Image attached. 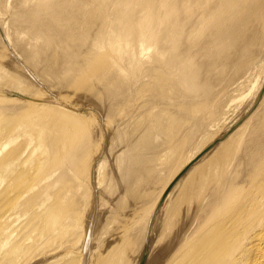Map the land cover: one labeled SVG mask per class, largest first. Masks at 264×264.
Masks as SVG:
<instances>
[{
	"label": "bare ground",
	"instance_id": "6f19581e",
	"mask_svg": "<svg viewBox=\"0 0 264 264\" xmlns=\"http://www.w3.org/2000/svg\"><path fill=\"white\" fill-rule=\"evenodd\" d=\"M11 1L13 0H0V7L2 9L3 7L9 8L10 6H12ZM15 1L17 2V0ZM18 1L20 3L25 2L24 4H22L24 6L35 1L34 3L35 6L33 8L31 7V5L29 6L34 13L40 15L41 17L45 16L46 10L54 9L53 6L50 4L51 3L50 0H33V1L18 0ZM102 1L106 4H110L106 6L107 11L105 15L106 18L108 19L110 18V26L116 28L114 31L110 30L111 40L110 42L108 39L107 40L109 42L112 51L118 57L117 59H119V61L122 62L120 64L115 63L114 66L116 68H119L118 70H120V74H119L120 78H122V76L127 77L129 73L133 74L134 75L133 79H135L134 81H136V79L138 78L136 84H140L141 82L143 83L138 87L137 93L142 94L144 97L148 96L151 100L150 102L152 103L153 101L154 105L151 104L150 102L146 103L147 99L149 100V98H147L145 101V98L142 97L145 103L151 104L150 106H155V108L158 107L157 109L161 107L159 111H155L157 109H155L154 107L152 108L153 111L152 110L149 111L148 114L150 116V119L148 118L149 119L148 123H146L147 126H145L147 128L146 132H144L145 127L141 128L144 133L151 131L154 132L153 133L154 136L156 137L158 136V138L162 137V139H160L161 141L158 140L160 144L159 142H156V137H153V139L155 138V140L153 141L154 143L156 142V144L158 143L157 144L158 147L155 144V146L152 147L153 149L149 148L151 150H148V152L149 151L153 152L154 150L156 152V150H158L159 153L156 152L157 153L156 154L154 152L155 153L154 156L152 154L153 157L152 158L149 157V158L150 159L154 158L153 161L157 158V160L155 161H158L157 167L159 168V165L163 166L164 163L170 162L171 159L173 158L170 157L173 156L170 154L174 153L176 149V144L175 146L170 147V142H173L172 144H174V141H176L177 143V140H179L180 132L183 133L185 131V135H183L185 136V139H183L184 137L182 136V134L180 136V140H182V142L183 140L184 142L189 141L188 139H190L191 137L195 138V136L198 134L200 129L203 128V127L200 128V124L204 122L208 124L207 118L209 115L212 116L211 114L212 111L210 110L211 108L213 109V114L215 113L217 114V112L219 113L220 111L218 110L222 109L225 105L226 108H229L231 104L235 101L234 98L239 95L240 89L242 87H245L247 83L250 84L248 82L249 77L251 75L249 69H251L252 67L250 65L251 62L249 58L253 61L255 59L253 57H256L255 53L259 49H261L264 45V41L262 39L263 37L262 34L264 29V0H102ZM113 6H116L114 10H113ZM3 22L5 21H2V23ZM44 22H45L44 24L45 29H47L50 32L52 37L55 40L62 42V39L60 38L61 33L57 25L50 18H45ZM4 25H5L4 27L5 29L8 28L6 27L5 23ZM11 27H12V31L10 33L21 35L17 29L16 24L14 23L11 24ZM107 28L108 27H106V29ZM8 29H10V25ZM26 35H24V37ZM25 39L26 41L25 40L24 41L32 46L34 57H37L40 53L43 52V48L42 46H40L42 37L30 36L29 38L28 35ZM102 43L103 41L101 39V43L97 44L96 47L97 48L102 47ZM91 46L93 45H89V47ZM103 47H105V45H103ZM99 50L100 52L103 51L102 48H100ZM58 52L61 55L60 62L66 64L64 65L66 71L74 72V69L71 67V64L73 63V60L71 58L72 56L67 52L65 47L64 48L58 47ZM152 55H154L155 57H151ZM146 58L147 59L156 58V60L152 63V67H145L144 64H140V62ZM255 61L253 62L255 63ZM150 62L151 61H149V63ZM2 70L3 69L0 66V72ZM143 73H145V75L142 77ZM156 74H160V75L158 76ZM92 76L91 77L87 76L88 77V78L86 77L87 80L88 81L91 80L90 78H93ZM101 76L107 77L105 74L104 75L102 74ZM106 82H107L106 79L102 80V83H104V85L106 86L105 87L106 90L110 91V88ZM82 85L84 84L82 83ZM126 86L129 88L130 91H133L132 85L126 84ZM0 90H3V87ZM259 93L257 99H259L258 98L260 96ZM20 95L23 96L24 98H27L26 97L27 94L25 92ZM21 96L17 95L15 98L7 99L5 98V95L1 94L0 91V113L9 112L16 114V116L18 117V119H16L13 123H5L0 130V189L3 187L2 186L3 184L4 185L6 184V187L5 188L3 187L4 189H2V191L0 190L1 191L0 199H2L0 201V264H20V262L26 263L30 260V257L31 255H33V253L34 254L37 253L36 250H38V253L40 254L37 253V255L35 254L34 257L40 256L42 253L39 251L40 250L42 251L43 247H45L44 249L48 248L50 254H52L50 256V259L55 258V260L52 263H48V264L58 263L60 262L59 261L60 259L64 260L63 259L64 257L66 258L68 257L67 259L65 258L67 262L65 261L64 264L67 263L77 264L78 262L80 263V260H85V262L90 261V259L88 258H90L92 252L90 250V245L93 241L92 238L93 232L96 233L97 231L96 230L91 232L90 230L91 227L89 228V230L90 233H92L91 234L92 236L88 237V243L85 246V254L80 255L79 260L78 257L77 258L70 257L71 254L67 253L69 252L68 250L70 249H67L66 250L67 252L64 249H62L63 251H61L60 249V252H58L59 251L58 249L62 248L63 245H64L63 247H65L66 246L65 243L67 244L68 238H70L78 230L81 209L85 208L84 206L86 202L88 203L87 200H90L92 195L94 196L97 193L101 194L102 191L101 187L104 186L103 191H105L104 189H108V186H106L104 182L105 183L110 182L111 178L109 177L110 179L108 178L109 180L106 179V181L102 178L103 168H104L103 165L106 162L104 159L97 160L98 162H96L95 160L91 162V165L87 166V160L86 161L82 160V157L86 155L87 148L89 147V144L87 143V139L80 142L78 136H76L75 134L69 131L70 129L67 123L64 122L62 125H59L58 120L55 121L54 120L55 117H54L53 121L55 124L58 125L57 129L55 130H52V128L50 130L47 129V126L45 125V119L41 116V113H45L46 111L43 112L41 111L48 109L58 110V108H62L61 104L58 103L60 102V100H57L56 98H50V100H48V99H44L43 95H40L38 96L39 98H34L33 100L28 98L29 100L23 101L22 103H20V106L18 104H14L12 108H8L11 106L10 104L11 102L14 103L13 101H15L17 97L22 98ZM142 100L140 99L141 101L140 103L144 102ZM4 101H7V103H4ZM55 101L58 103L57 105L54 104ZM62 104L68 105L64 101H62ZM143 107H145V104ZM143 107L142 106L140 108L138 107V109H143ZM146 107L144 109L148 112L147 110L148 108ZM114 108L115 109L113 111L109 112V110H107L106 112L110 113V115H112L114 112V115L117 116L118 114V116L121 117L122 116L121 114L123 113V109H121L117 105ZM149 108L151 109V107ZM208 110H210V114L207 113L209 115L207 116L201 115L204 112L206 114ZM223 110L224 109H222V111ZM160 111L162 113V116L159 115L161 114ZM59 112L60 113L58 114H60L61 116L69 117L71 115L65 110H60ZM139 112L141 113L143 112V110ZM156 112L158 115L156 114ZM219 114L216 116L220 117ZM199 115L203 117L205 116L206 118L204 117L205 119L202 121ZM123 116L126 117L125 115ZM246 116H245L246 119L245 122L243 123V125H241V127L243 126V128L240 127H239L240 129L236 128L238 132H236L237 130L235 131L234 129L233 131H235V133L234 132L232 133L234 134L233 138H232V134L230 138H226L230 141V144H228L229 143L228 140H227L228 141L227 144L223 142L226 140H222V142L219 141L222 145L226 144V146H229L230 148H227L228 150L226 151V149L224 150V148H221L224 146H219V148L217 146L218 149H216L217 150L216 152L217 154L219 153L218 154L219 156L221 155L220 154L221 150L220 151L218 150L223 149L222 154L223 153L224 154L222 155V157L220 156L222 159L220 157L219 159H217L219 161L221 159L222 163L221 161L218 163V161L215 160L212 163L214 164L215 162H217L218 168H221L222 165L227 167L225 170L226 175L228 174L227 169H229V167L234 168L235 170L236 167L238 168V166L239 167L243 166V165L235 166L241 163L243 159L242 157L245 156V152L244 151H243L244 153L241 152L242 150H245L247 153H250L248 155L246 154L247 155L246 157L248 158L247 159L245 158L246 160L245 162H247L248 164H250V161L253 159L254 161L257 160L259 162L258 158L260 159V157L262 158V156L264 155V92L261 93V97L259 100H257V104H255L252 111L248 113V115ZM138 117H139L138 119L140 120V115ZM135 118H137V116ZM125 119L119 121H122L123 124H125V126L126 125L129 126L128 124L131 125V123H129L130 120L128 121L129 117L128 119L126 120ZM183 120L186 121L184 122ZM214 121L216 120H213V122ZM137 122L139 123L138 120ZM137 122H135L136 127L138 124ZM182 122L186 123L187 125L191 123L192 124L190 125L191 128L188 127L184 129L183 128L184 126L183 127L181 126V124H183ZM121 123L119 125H122ZM210 123L208 124L209 127H210ZM1 124L2 123L0 122V127ZM75 126H77V124ZM178 127H182L184 129L183 130L181 128L182 130L180 129L181 131H179V134L177 133L179 130ZM134 129L135 128L133 127V131H135ZM141 129L139 128L137 130L139 131ZM115 130H116L115 132L120 135V133L117 132L120 131V126H117ZM143 132H141V134H143ZM133 133L134 132H132V134ZM175 133H177L178 136H176L177 134ZM119 135L115 134V136L120 137ZM118 137L115 139L120 140V138ZM176 137H178L177 140ZM231 138H232V142L230 140ZM180 140L178 142H180ZM168 144L169 146L166 147L167 149L166 150L164 147ZM183 145L184 144L179 145V148L182 147ZM205 146L206 145H204V147ZM214 146H216V144ZM212 148L211 150L213 151ZM211 150H209V152L212 154L213 152ZM61 151L65 154H61ZM146 151L145 153L143 152V154H145V156L146 155L148 156V153ZM216 152L214 147V153L212 155L215 156L214 154ZM241 153L244 155H242ZM123 155H124V150L118 154L116 153L114 155L115 157H113L115 162L119 166V171L122 172L125 169L124 173L121 175V178L125 180L129 178L132 180L131 177L135 175L136 178L133 177L134 180L138 179L139 174L142 172L138 173L140 169L138 170L137 167L134 169L130 167L125 168V160H124L125 156L121 158V156ZM175 155H177L176 157L178 158L177 160H181L179 159L181 157L179 156L180 153ZM257 156L258 158L255 159L254 157ZM205 157L207 158L208 156ZM149 158H147V161H145L146 169L148 167L147 162L150 160ZM209 159L210 161L213 160L211 158ZM202 160L204 161V159ZM263 161L264 160H262L261 162L260 160L261 165H258L259 167L256 165L257 163L255 164L254 162L255 164L254 165L251 161V165L257 166V168L253 166L252 172L250 171L252 167L251 168L249 167L250 170L248 169V171H250V175L249 174L248 175L250 176L251 181L250 179L247 178L248 175L247 177L245 176L246 173L248 172L247 169L243 166L246 169V172L245 175L243 174V172L241 175H244L245 178L249 180V182L247 180H246L247 182L246 181L244 182L247 183L246 191L247 190L250 191H248L249 193L247 194L246 191L245 192L243 191L245 189H243L242 190L244 195L243 198L241 197L242 193H240V195L238 193V196L241 197V200H239L240 197H238L239 201L237 199H236L237 201H235L234 196L236 195L232 194L233 197L231 195V198H233L235 202H232L231 204V200L228 201L227 196L228 194H231V192L229 190L230 193L228 192L227 194L226 189L230 187L231 183L228 184L229 187H225V189L224 186L221 184L223 191L221 190V193L214 195L216 198L214 197L213 199L215 200L211 199L213 196L208 197V195L205 193L207 195L205 197L206 199L202 198V201L203 199L205 201L211 197L207 203H203L204 201L201 203L202 206L206 204L205 209L203 206L202 207L203 211L201 210L202 212H205V216L207 215L206 214L207 206L212 205L213 203L212 201L218 203L216 205L217 208H215L214 206L215 204L213 203L214 204L213 211L209 210L211 213L207 210L208 213H210L209 214L210 216H206V217L212 219L211 220L212 226L210 227L209 224L208 225L209 228H206V230H204L202 229V227H205V223L207 222V220L204 219L203 220L204 223H203L202 215L200 219L199 216L200 214L197 216H193L194 218L191 216L192 218L190 219L192 220L194 219V221L191 223L192 224L191 225L190 224L191 220L189 221L187 220L189 222L190 228H188L189 230L188 229L186 230V234L184 233L185 235L183 234L184 237L181 236V238L183 237L184 240H187V242L184 241L183 238L182 240L184 242L182 240H179V243L180 241L184 243L183 244L184 246L182 245V243L180 245H182L183 249H185L186 251L182 252L178 256V258L176 257L177 259L174 258V261L171 262L172 264L174 262L175 264H180V263L182 264H264V171H261L260 169V166L264 167V164H262ZM181 162L183 163L185 162V164L176 163L177 165H182L181 167L175 164L176 169L178 167L181 168V169L179 168L178 170H175V168L171 164L172 170H175V175L174 176L172 175V178L177 177L176 171L184 169L183 165L188 166L189 165L188 162L191 161L186 162V160L183 161L181 160ZM201 165L202 164L199 165L200 168L199 166L197 168L196 165L195 167L197 169H193L192 167L191 169L189 167L188 170L191 169L194 170L195 172L190 170L192 172L190 173L187 170L185 174L189 172V174L191 175L193 173H196L198 169L202 171L203 165L202 166ZM164 166L167 167V164ZM168 166H170V164ZM212 166H213L212 164L211 166H209L210 169ZM170 167L167 168L170 169ZM150 168L151 167H148L149 171L151 170ZM205 168L206 167L203 168L204 169L203 171L208 169ZM212 168L214 169V167ZM244 168L241 167L239 169L244 170ZM254 168L259 169L260 172L258 170H254ZM155 170H157V168ZM159 170L158 172H161ZM165 170L167 169H164L163 171ZM220 170L216 169L215 172L222 175V172L224 170L221 171V173H219ZM234 170L232 169L233 172ZM153 171L151 173H153ZM232 171L229 172L231 173ZM236 172L238 173V169ZM240 172L241 171H239V173ZM190 175L188 176L190 177ZM205 175L207 174L205 173ZM209 175L210 177H212L211 174H208V177ZM223 175H224L223 177L227 178L224 172ZM188 176H185V178L186 177L188 178ZM193 177L194 176H192V178ZM218 177L220 179V175H218ZM140 178L141 177H139V179ZM199 178L201 179V177ZM232 178H234V180L236 181L235 177ZM173 179L169 178V182H168V178H167L166 179L167 181L165 183L170 184V181H172ZM208 179L206 180L204 179L205 183L208 182ZM238 179L237 181L239 182ZM242 179L243 176L240 179L241 180L240 184H242V187L243 186L245 187V185L242 182L243 181ZM211 180H214L213 183L211 182L212 184H215V182L218 183L215 184V187L216 185L219 186V184L223 182L221 180H219L221 182H218L217 179L216 181L215 177L214 179ZM6 181L7 183H5ZM135 182H137V180ZM182 182H184V179L182 180ZM185 182H190V179L188 181L185 180ZM191 182L193 181L191 180ZM113 183L115 182L113 181ZM179 183H181V181ZM179 183L177 182V184ZM197 183L200 182L197 181ZM205 183L202 182V184L200 185H203ZM248 183L251 184L250 187L252 188L249 189L247 188ZM89 185H92V190L93 191L95 190L94 191L95 194L92 191L91 193L88 192V189L90 190ZM224 185H226V183ZM115 186L116 184L113 186L114 187L113 189H115ZM218 186L217 188L219 190H216L217 188L213 186L215 190L211 189V191L213 190L215 192L212 191L210 193L213 194L218 193L220 191V186L219 187ZM170 187H171L170 185L169 187L167 186L163 187V193H165L164 190ZM183 187L180 186V188ZM187 187L185 189H188ZM200 187L196 189H200ZM235 187L236 186H234V188L232 187V189L234 190ZM110 188L112 189V187ZM113 189L112 191L114 192L115 190ZM232 189L231 191H233ZM238 189L239 190H237L236 188L237 191L242 192L240 188ZM18 190H20V192ZM161 190L159 192H162ZM181 192L182 190L180 191V193ZM222 192L224 193V195L226 193V198L224 200L221 199L224 197ZM174 193L172 194L170 191V193L168 192L167 194L169 195L172 194L173 196H176L175 194H177L178 191L175 194ZM220 194L223 197L219 198L216 196V195L221 196ZM245 194L247 195L245 196ZM182 195L184 197V194ZM102 196L103 195H101V197ZM167 196L166 198H164V200L165 199L173 200L172 201L173 204H171L172 206L168 208L166 207L167 209H165V207L163 206L166 204L165 201L162 202L163 204L160 203V205L162 204V206L164 207L163 209L164 211L165 210L168 211L169 216L167 217V219L169 222H171L172 220H174V216L178 215L181 212V211L179 212L180 209L178 208L181 206H179V204L178 206H176L177 203L174 199H172V196H169V198ZM181 196L180 198H182ZM189 196L192 197L191 194ZM189 196L187 197L189 198ZM161 197L162 195L159 196V198ZM96 198H98V195ZM159 198L158 199L156 198L155 200L156 201L160 200ZM180 198L179 200L178 198L175 199L178 201H182L181 205H183L184 200H181ZM217 198L218 200L220 199L219 202L216 201ZM52 199L54 200L53 201L54 204L47 205L48 203H50L49 201ZM93 199L94 197H92V200ZM155 200L154 202H152L151 206L156 204ZM242 200L243 203L241 202ZM209 201H211V204H209L210 203ZM195 202L197 203L196 200ZM134 205H136V203ZM154 208L156 207L153 206L152 209ZM208 209H210V207H208ZM136 210L138 211V209ZM136 210L135 213L137 212ZM184 210H182V212ZM186 211L188 210H185V212ZM151 213L153 214L156 212L153 210ZM162 214L163 213H161L160 215L162 216ZM165 214L167 215V212H165ZM193 214H194V210H193ZM29 215L30 218L28 217ZM188 215L186 216L187 218ZM176 217L177 216H175V218ZM195 217L197 218L195 219ZM27 218H29L28 221ZM154 218L158 219L159 217L158 218L154 217ZM160 219L158 220L160 221ZM186 219L183 221V223L186 221ZM199 219L201 220V223L199 222ZM139 221L141 222V224ZM137 222L139 223V225L137 224L135 225L134 223V226L132 227V230L130 232L131 234L134 233L133 229L136 228L137 230L138 226L141 228V231H143L148 224L147 220L143 223L142 216L140 219H138ZM92 223H93L92 225L93 227L94 219ZM155 223L156 222H153V224ZM199 223L201 225L203 224L204 225L200 226ZM195 224L196 225L198 224V228L202 229L201 231L200 229H198L200 232L194 229L197 226H194L193 228L194 230L191 229L192 226ZM192 230L193 232H191ZM15 234L17 238L15 237ZM193 234L198 235V237H196L198 240L193 239L194 237ZM72 239L73 240L69 239V241L73 242L74 240H77L75 238ZM190 239L192 240V242L193 241L195 242L196 240L198 243L197 244L193 243V245L195 244V246L193 247L192 244L191 246H188V244L186 243H189ZM56 241L61 242V244L57 242V244H59L60 246H55L54 243L50 245L52 242H56ZM72 242L69 243L71 244ZM75 242L76 241H74L72 244H74ZM47 244L50 245V248L48 247ZM114 244L116 245V243ZM53 245L54 247H56V249H52L54 248L51 247ZM68 245L69 244H67L66 247H71ZM77 245L78 242H76L74 246L75 248L74 250L80 252L81 250L80 248H79L80 250L76 249ZM186 245L187 248H189V250L187 248H184ZM114 247L115 246H113L112 248L111 246V248L113 249V253L115 251L117 252L119 248L118 247L115 250L116 247L115 248ZM48 249L47 251L46 250L45 251L49 252ZM71 250H73V247L71 248ZM45 251L43 253H45ZM119 252L120 251H118L117 253L119 254ZM116 256L118 255L116 254ZM111 258H113L114 260L115 257L112 256ZM115 261L117 263L118 259L114 260V262ZM87 263L89 262H86V264ZM34 264H40V262H35Z\"/></svg>",
	"mask_w": 264,
	"mask_h": 264
},
{
	"label": "rangeland",
	"instance_id": "374dc122",
	"mask_svg": "<svg viewBox=\"0 0 264 264\" xmlns=\"http://www.w3.org/2000/svg\"><path fill=\"white\" fill-rule=\"evenodd\" d=\"M32 1H30V2H32ZM50 1H51L50 4L53 6L54 9L46 10L45 16H43V17L34 13L32 11V9L30 8L29 5H31L32 8L35 6L34 5L35 1L24 6L22 4H24L25 2L20 3L18 0H17V2L15 0H13V1H11L12 6H10L9 8L3 7V9H2L0 7L1 12L3 11L2 14L0 12V66L3 69L2 70L3 72L2 71L0 72V89H2V87H3V90H0L1 94L5 95V98H7V99L15 98L17 95L21 96L20 94H22L24 92L27 94V96H26L27 98H24L23 96H21L22 98L17 97L16 100L13 101L14 103H12V102L10 103L11 106L8 108H12L14 104H18L20 106V103H22L23 101H28L29 100L28 98L33 100L34 98H39L38 96H40V95H43L44 99L50 100V98H56L57 100H60V102H58V103L61 104L63 109L58 108V110L59 111L65 110L66 112L70 113L71 115L69 117L68 116H61L60 114H58L60 112L57 109L42 110L41 112L46 111L45 113H41V116L45 119V125L47 126V129L48 130H50L51 128H52V130L57 129L58 125L54 123V121H53L54 117H55V119H54L55 121L58 120L59 125H62L64 122L67 123V125L70 129L69 131L72 132L73 134H75L76 136H78V138L80 139V142L87 139V143L89 144V147L87 148L86 155H84L82 157V160L83 161L87 160V166H89V165H91L92 161L96 160V162H98L97 160L104 159L106 163L103 165L104 168H103L102 178L105 181H106V179L109 180L111 178V180H110L111 184H110V182H106L107 184L109 183L107 185L104 182V184L106 186H108V189H104L105 191H103L104 186L101 187V189H102V191L100 189L101 194H98V193L95 194L94 193L95 190L94 191L92 190V185H89L90 190L88 189V192L91 193V191H92L95 195L94 196L92 195L91 199L89 197L90 200H87L88 203L86 202V204L84 206L85 208L81 209V213H80V217H79L78 230L74 233V234H76V233L77 234L76 235L73 234L72 235L73 237L71 235H70L71 237L68 236L70 238H68L67 244H69L68 246H71V247H66L67 244L65 243L66 249H65V247H63L64 246L63 245L62 248L58 249L59 250L58 252H60V249H61V251H63L62 249H64L65 251L67 249H70V250H68L69 252L66 251L67 253L71 254L70 257H72V258L78 257V260H79L80 255L85 254V246L88 243V237L92 236L91 235L92 233H90V230H91V232L97 230L96 233L93 232V237H92L93 241L90 245V250L92 252H91L90 258H88V259H90V261H86V262H89L87 264H117V263L118 264H170L172 261H174V258H176V257L178 258V256L182 252L186 251L185 249H183V246H184L183 242L184 241L187 242V240H184L183 237L186 234V230L188 228H190L188 221L191 220L190 224L194 221V219L192 220L190 218L200 214L199 215L200 219H201V215H202V222L204 219L207 220V222L205 223V227H202V229L206 230V228H209V226L210 227L212 226V223H211L212 219L211 218L209 219V217L207 218L206 216H210L209 214L211 212L209 210L213 211L214 206H215V208H217L216 205L218 203H216L215 201H212L215 205L212 203V205L207 206L206 209L210 213H208V211L206 210L207 215L205 216V212H202L203 211L202 207L204 206V209H205L206 204H204L202 206L201 203L204 201V199L202 201V198H205L208 195V197L213 196L212 198L211 197L210 198L212 200H215V199H213L215 197L214 195L221 193V190L223 191L222 185L224 186V189H225V187H229L228 184H230V183H231V185H234L236 187L233 190L232 187L234 188V186L230 185V187L226 189L227 194H228L229 190L231 192V194H228V196H230V197L227 196L228 201L231 200V204H232V202L237 201L238 197H240V196H238V193H239V195H240V193H242L241 197L243 198V196H244L243 191L244 192L246 191V185H247L246 182L247 181L249 182L248 179H250V176H249L250 171L251 172L253 171V166L256 163H257L256 164L257 166L261 165L260 163L262 162V160H264L263 159L264 155L263 156L261 155L262 158L260 157V159L258 158V156L254 157L255 159L258 158L259 162L257 160L254 161V159H253L251 161L253 164L255 162V164L251 165V161H250V164H248L247 162H245L246 161L245 158L247 159L248 157H246V156L250 153H247L245 150H242L241 152H243V151L245 152V156L242 157L244 160L242 159V162L235 165V166L243 165L247 169L248 173H246V175H245L246 169L243 166H241V167L244 168V170L243 169L240 170L239 168H241V167H239V166H238V168L236 167L238 169V173L236 172L237 171L236 168L234 170V168L229 167V169H227L228 170L227 171L228 176H227L226 171H225L227 167L222 165V167L224 166L223 168L222 167L218 168V163L220 161L222 163L221 157L224 154V153L222 154L223 149L218 150V151L221 150L220 151L221 157L218 155L219 153L217 154V152H216L217 151L216 149H218L219 146H224L221 148H224V150L226 149V151L228 150L227 148H230L229 146H226L227 142L229 141L228 139H224L226 141H223V142L226 144H223V145L219 141L221 139H223L229 132L232 131L230 133V135H228L227 138H230L231 134L233 132L235 133V131L237 129L243 128V126L241 127V125H243V123L246 120L245 116L248 115V113H250L252 111L255 104H257V100L260 99L261 93L264 92L263 91V89H264V45L261 49H259L255 53L256 57H253V58H255L253 61H255L257 58L255 63L249 58L250 62L251 63L253 62L252 64H254V65H252L249 62L251 67H252V68L250 67L251 69H249L251 75L249 77L248 82L250 84L247 83V85H245V87L247 86L246 88L242 87L241 88L242 90L240 89L239 95L234 98L235 101L231 104V106L229 108H226L225 107L226 105L224 106V104H223L224 107L222 109H224V110L223 111H222V109L218 110L223 115L220 112H219L220 114L218 112H217V114L216 113L213 114L212 108L210 109L212 111V113H211L212 116L209 115L210 110H208L209 112L207 111L206 114H205V112L202 113L201 115H205V116L209 115L207 118V122L209 124L212 121L210 123V127L208 126V124L206 122L202 123L203 125L200 124V128L201 127H203V128L200 129V131L195 136V138L191 137L190 139H188L189 141H186V142H184V140H183L184 143L182 142V140H180V136H181V134H182V136L185 135V131L184 132L182 131L183 133L180 132V134H179V131H181L183 128L186 129V128L190 127V125H192V124L189 123L187 125L186 123L182 122L184 125L181 124V126L182 127L184 126V127L183 128L178 127L179 130L177 133L180 135L179 136L180 142H178L179 141V140H177L178 137H176L178 144L176 143V141H174V144H172L173 142H170V147H173L176 144L175 151L180 150L181 152L180 151H177V152L174 151V153L170 154V155H173V156H170L171 158L173 157L171 159V161L173 163L169 160L171 163L166 162L163 164V166L167 164V167H170L172 164V166L175 168V166L177 164L183 163V162H181V160L182 161L186 160V162L187 161H191V162H188L189 163L188 166L183 165L184 169L176 171V173L179 175L176 174L177 177H173L174 178L173 179L172 175L173 176L175 175V170H178L182 165H177L180 167H178L177 169L175 168V170H172V166L169 169L165 166L163 167V166L159 165V168H158L157 167L158 161H155V160H157V158L154 161H153L154 158L150 159L154 156V154L156 152L159 153L158 150H156V152H155V150L153 152L152 151L148 152V150H151L149 148H152L153 146H155L156 142H159V141H161L160 139H162V137L158 138V136L157 137L154 136L153 135L154 132L150 131V132L144 133V132H146V129H147L145 127V126H147L146 123H148V120L150 119V116L148 113L151 110L153 111V109H152L153 107L155 108V106H150L151 104H153V101L151 103L150 102L151 100L148 96L145 95L146 97H144L142 94L137 93L138 87L143 84L142 82L140 84H136L138 78L136 79V81H134L135 80V79H133L134 75L129 73L127 77L122 76V78H124V79H122L119 76V74H120V70H118L119 68L114 67L115 63L120 64L122 62H120L119 59H117L118 57L115 55V53L112 51V49L109 45V42L111 40V38H110L111 31L110 30L114 31L116 29L115 27L113 28V26H110V18L109 19L106 18V15H105L106 11H107L106 6L110 5V4H106L102 0H50ZM115 7L116 6H113V10L115 9ZM45 18H50L57 25V27L61 33L60 38L62 39V42L55 40L52 37V35L50 34V32L47 29H45V27H44ZM2 21H5V22L2 23ZM4 23L6 24V27H8V28L10 25V29H8V28L5 29ZM13 23L17 25V29L21 35H18L15 33H10L12 31L11 24H13ZM106 27H108V28L106 29ZM22 34H23V36H22ZM26 34L29 35V38H30V36L31 37H36V36L42 37L40 46H42L43 52L40 53L37 57L33 56L32 46L29 43L25 42L26 41L25 38L28 36ZM24 35H26V36L24 37ZM262 35H263L262 39L264 41V29H263ZM101 39L103 41L102 47H100L103 50L102 52H100L99 47L98 48L96 47L97 44L101 43ZM107 39L109 40V42ZM89 45H93V46L89 47ZM103 45H105V47H103ZM58 47H62V48L65 47L67 52L72 56L71 58L73 60V63L71 64V67L74 69V72L73 71H66V69L64 67V65H66V64H63L62 62H60L61 55L58 52ZM151 57H155V56L152 55ZM155 60H156V58H154V59H152V58L147 59L146 58V59L142 60L140 62V64H144L145 67H152V63ZM149 61H151L150 62L151 64L149 63ZM102 65H104V66H102ZM77 70H80V71H77ZM102 74L103 75L105 74L107 77H105V76L102 77L101 76ZM144 75H145V73L142 74V77ZM156 75L159 76L160 74H156ZM87 76L88 77L92 76L93 78H90L91 80L88 81ZM104 77L107 80L106 83L109 86L110 91L106 90V88H105L106 86L104 85L105 82L102 83V80H105ZM80 79H81V81H80ZM228 82H229V80H228ZM82 83L84 85H82ZM124 83L132 85L133 91H130L129 88ZM79 85L80 86L82 85V86L80 87ZM221 90H223V89H221ZM237 93H235V94H237ZM258 93L260 94V96L258 97L259 99H257ZM142 97L145 98V101L147 98H149V100L147 99L146 103L150 102L151 104H146ZM140 99L141 100L143 99L142 101H144V102L140 103L141 102ZM56 101L54 102L55 105L58 104ZM62 101L66 102V104H68V105L62 104ZM4 103H7V101H4ZM144 104H145V107L147 106L146 108H148L147 109L148 112L144 109L145 108V107H143ZM116 105L119 106L121 109H123V113L121 114L122 116L120 115L121 117H119L118 114H117V116L114 115V112L112 115H110V113L106 112L107 110H109V112L113 111L115 109L114 107ZM141 106L143 107V109H138V107L140 108ZM149 107H151V109ZM157 108L158 107H156L155 109H157ZM160 108L161 107H159V109H157L155 111H159ZM141 110H143V112L140 113L139 111H141ZM138 113H140V114H138ZM160 113H161V111H160ZM207 113H209V114H207ZM127 114H128V116H127ZM156 114H157V112H156ZM218 114L220 115V117L216 116ZM123 115H125L126 117H124ZM139 115H140V120L138 119ZM159 115L162 116V113ZM201 115H199V116H200L201 120L203 121L206 117L204 116L205 117L204 118ZM136 116H137V118H135ZM128 117H129V119H128ZM211 117H213L214 119ZM125 118L128 119V121L130 120L129 123H131L132 126L130 124H128L129 126H127V125L125 126V124H123L122 121H119V120H123ZM16 119H18L16 114L9 113V112L0 113V122L2 123L0 130L5 123H13ZM137 120L139 121V123L137 122ZM213 120H216V121L213 122ZM135 122H137L141 126H139L137 124V127H136ZM120 123L122 125H119ZM74 124L75 125L77 124V126H75ZM211 124H212V126H211ZM133 125H135V126H133ZM117 126H120V131H117L118 133H120V135L115 132L116 131L115 129ZM185 126H187V127H185ZM133 127L135 128L134 129L135 131H133ZM138 127L140 129L145 127L144 132L142 131V129L139 130V131L143 132V134H141V132H139L137 130V129H139ZM234 129H235V131H233ZM132 132H134V133L132 134ZM137 132L140 134H138ZM236 132H238V130ZM177 133H175V134H177ZM115 134L119 135L120 137L115 136ZM178 134L176 136H178ZM233 135L234 134H232V138H233ZM117 137L120 138V140L115 139ZM153 137H156L155 143L153 141V140H155V138L153 139ZM183 137H181V138L185 139V136H183ZM232 138L230 139L231 142H232ZM174 140H175V138H174ZM132 141H134V142H132ZM59 144H61V143H59ZM157 144H156V146H157ZM159 144H160V142H159ZM181 144H184V145L179 148V145H181ZM213 144L214 145L216 144V146H214ZM228 144H230V141ZM204 145H206V146L204 147ZM167 146H169V144L166 145L164 148L166 149ZM217 146H218V148H217ZM214 147H215V152H216L214 154L215 156L212 155L214 153ZM211 148L213 149V151L211 150ZM144 149H146L147 151ZM209 149L213 152L212 154L209 152ZM123 150H124V155L121 156V158H123L125 156L124 157L125 168L130 167V168L134 169L137 167L138 170L140 169L141 171L137 170L138 173L142 172L139 174V177H141L140 179L138 177L139 180L138 179L134 180V178H136L135 175L131 177L132 180L129 178H127V180L121 178V175L124 173L125 169L122 172H120L119 166L115 162L113 157H115L114 155L116 153L118 154V153L122 152ZM145 151L148 153V156L147 155L145 156V154H143V152L145 153ZM149 153H150V155H149ZM179 153H180L179 156H181L179 159H181V160H177L178 159V158H176L177 155H175V154H179ZM208 153H210V154H208ZM61 154H65V153H63L61 151ZM152 154H153V156H152ZM242 155H244V154H242ZM205 156H208L209 158H211L213 160L210 161V159L208 157L206 158ZM170 157H169V159H170ZM219 157L221 158L220 161L217 160V159H219ZM147 158L152 160V161H150L148 159L149 161L147 162L148 163L147 165H148V167H151L150 169L152 171L154 170L153 173H151L152 172L151 170L150 171L148 170V167L146 169V162L145 161H147ZM174 158L177 161H175ZM202 159H204V161ZM207 159L209 160V162ZM214 160L218 161V163L215 162L216 164L215 163L213 164L212 162H214ZM260 160H261V162H260ZM197 161H199V162H197ZM151 162H152V164H151ZM207 162H208V164H207ZM144 163H145V165H144ZM192 163H193V165L196 164L197 166L196 165L193 166ZM221 163H220V165H221ZM245 163H247V164H245ZM169 164H170V166H168ZM183 164H185V162ZM200 164L203 165V166L201 165L202 171L200 169H198L196 171V173L191 174L192 176H194L193 177L194 179H193L192 176L189 174V172L192 173L191 171H194V170H191V169L192 168L197 169ZM211 164L213 165L212 167H214L215 170L212 167L210 169L209 166H211ZM262 164H264V161ZM220 165H219V167H220ZM249 165H251V166H249ZM257 166H254V167L257 168ZM155 167L157 168V170H155L156 169ZM189 167L190 168L192 167L190 169L191 171L188 170ZM204 167H206L205 169H207V168L208 169L203 171ZM249 167L250 168L252 167L251 170ZM199 168H200V166H199ZM262 168H264V167L260 166L261 171H264V169H262ZM164 169H167L168 171L167 170L163 171ZM216 169L217 170L221 169L219 171V173H221V171L224 170L223 172L225 173L227 178L223 177L224 176L223 172H222V175L215 172ZM232 169L234 170V172L232 171ZM248 169L250 171H248ZM158 170L161 172H158ZM187 170L189 172L187 174H185L187 172ZM254 170L259 171V169H255V168H254ZM211 171H213V172H211ZM229 171H232L233 173L232 172L230 173ZM239 171H241V172L239 173ZM178 172H181V173H178ZM207 172H209V173H207ZM235 172H236V175H235ZM242 172L246 177L249 174L247 177L248 179L245 178L244 175H241ZM254 172H256V171H254ZM205 173L207 175H205ZM213 173H214V175H213ZM153 174H156V175H153ZM163 174H165V175H163ZM183 174H185V175H183ZM208 174H211V176L213 178L210 177V175H209V177H210L209 178ZM232 174H234V175H232ZM181 175H182V177H181ZM188 175H190V177ZM202 175H203V178L205 180L209 178L208 182L206 181L207 183H205V180L202 178ZM218 175H220V179H219ZM229 175H230V177H229ZM157 176H159V177H157ZM185 176H188V178L187 177L185 178ZM242 176H243L242 182L245 185V187L244 186L242 187V184H240V181H241L240 179L242 178ZM251 176H252V173H251ZM199 177H201V179ZM214 177H215V180L216 179L218 180V182H221V181H223V182H221L219 184V186L222 184L220 186V191L218 193L213 194V193H210L213 191V190L211 191V189H214L215 184H218L217 182H215V184H212L214 180H211V179H214ZM222 177L224 178V180ZM232 177H235L236 181L239 177H241V178L238 179L239 182L238 181L236 182L234 180V178H232ZM167 178H168V182H169V178L173 179L172 181H170V184L165 183L167 181L166 180ZM230 178H232V179H230ZM181 179L182 180L184 179V182H182ZM189 179H190V182H185V180L188 181ZM136 180H137V182H135ZM191 180L194 183L191 182ZM219 180H221V181H219ZM113 181L115 183H113ZM173 181L175 182V185H174ZM180 181H181L182 185H181V183H179ZM197 181H199L200 183H197ZM244 181H246V182H244ZM250 181H251V179H250ZM177 182L180 185L177 184ZM202 182L205 184L200 185V184H202ZM5 183H7V181ZM185 183H186V185H185ZM225 183H226V185H224ZM237 183H239V184H237ZM112 184H114V185L116 184L115 189H113L114 185H112ZM168 184L171 187L164 190L165 193H163V187H165V186L169 187ZM209 184L211 185V188H210ZM250 185L251 184L248 183V186H247L248 189L252 188V187H250ZM2 186L5 188L6 184L5 185L3 184ZM175 186H177V187H175ZM180 186H182V187L184 186V187L180 188ZM196 186H198V187H196ZM217 186L218 185H216L215 188H217ZM3 187L0 189L1 191H2V189H4ZM110 187H112V189L115 191L113 192ZM186 187L189 190L185 189ZM192 187H193V189H192ZM199 187H200V189H196ZM230 188L233 191H231ZM236 188H237V190H239L238 188H240L241 191L243 189H245V190H243L242 192H239L236 190ZM171 189H173V190H171ZM160 190L162 192H159ZM169 190L171 191L172 194L174 192L176 193L178 191V193H177L178 195L175 193L174 194L176 196H173L172 194L171 195L167 194L168 192L170 193ZM181 190L183 193L182 192L180 193ZM184 190H186V191H184ZM196 190H198V191H196ZM200 190H202V191H200ZM208 190H209V193H208ZM216 190H219V189L217 188ZM1 191H0V193H1ZM18 191L20 192V190H18ZM234 191H235V193H234ZM248 191H250V190L246 191L247 194L249 193ZM199 192H200V194H199ZM213 192H215V191H213ZM157 194L159 196L162 195V197L159 198V196ZM165 194H166V196L168 195L167 196L168 198H169V196H172V199H174L177 203L176 206H178V204H179V206H181V207H178L180 209L179 212L180 211L181 212L178 215H175L177 217L175 218V216H174V220H172L171 222H169L167 219V217L169 216L168 211H166V210L164 211L163 209H164V207H165V209H167L168 207L172 206L171 204H173V202H172L173 200H168V199L164 200V198H166ZM182 194H184V197ZM190 194L192 197L189 196ZM232 194L233 195L235 194L237 196V197L234 196L235 201L233 200V198H231ZM247 194H245V196ZM97 195H98V198H100V199L96 198ZM101 195H103V196L101 197ZM233 195H232V197H233ZM180 196L183 199L180 198ZM187 196H189V198ZM216 196L219 198L224 196L223 198H221L224 200L226 198V193H225V195L223 193V196L222 195L221 196L216 195ZM92 197H94V199H93L94 201L92 200ZM241 197L239 198V200H241ZM156 198L157 199L159 198L160 200H157L158 201L157 202L155 200ZM162 198H163V201H162ZM175 198H178V200H179V198L181 200H184V202H183L184 204L181 205L182 201H178ZM190 198H191V200H190ZM210 198L205 200L203 203H207L208 200H210ZM170 199H171V197H170ZM1 200L2 199H0V201ZM154 200H155V203L157 205L156 204L153 205L156 208L152 209L153 206H151V205H152V202H154ZM185 200H186V202H185ZM195 200L197 201V203L195 202ZM219 200L217 198L216 201L219 202ZM53 201H54L53 199L50 200L49 201L50 203L47 202L48 203L47 205L54 204ZM164 201L166 204L164 203L165 205H163L164 206L163 207L162 202H164ZM166 201L167 202L170 201L172 203H170V202L167 203ZM198 202H199V205H198ZM209 202H210L209 204H211V201H209ZM241 202L243 203V200ZM92 203H94V204H92ZM135 203H136V205H134ZM160 203H162V204L160 205ZM242 203H240V204H242ZM168 204H170V205H168ZM189 204H190V206H189ZM91 207H94V208H91ZM158 207H159V209H158ZM184 207H186V208H184ZM208 207H210V209H208ZM160 208H161V210H160ZM199 208H201V209H199ZM136 209H138V211ZM157 209H158L159 215L161 213H163L162 216L158 215ZM184 209L188 210V211L185 212ZM97 210H98V212H97ZM135 210L137 211L136 213H135ZM153 210L156 213L152 214L151 212ZM182 210H184V211L182 212ZM193 210H194V214L195 213H197V214L194 215ZM198 210H200V211H198ZM165 212H167V215L165 214ZM91 213H92V216H91ZM188 214L190 215V217ZM187 215H188V218L186 217ZM94 216H96V217H94ZM141 216L143 219V223L146 220L148 221L146 228H144V230L141 231V228L138 226L137 230H136V228L133 229L134 233L131 234L130 232L132 230V227L134 226V223H135V225L136 224L139 225V223L137 221H138V219L141 218ZM199 216H198V218H199ZM28 217L30 218V215ZM154 217H157V218L159 217L158 219H160V218L161 219L159 221L158 219H156ZM29 218H27V221ZM92 218L94 219V226L93 227H92V225H93V223H92L93 219ZM196 218L197 217H195V219ZM23 219H24V217H23ZM155 219L158 221H156ZM185 219H186V221L188 220L187 221L188 223L186 221H185L186 223L185 222L183 223V221ZM200 219H199V222L201 223ZM133 220H134V222H133ZM153 222H156V223L153 224ZM157 222L160 224H158ZM196 223H198V222H196ZM140 224H141V222H140ZM182 224H185V225H182ZM188 225H189V227H188ZM203 225L200 224V226H203ZM194 226H197V227L194 228ZM89 228H90V230H89ZM92 228H94V229H92ZM95 228H97V229H95ZM193 228L196 229V231H199L198 229H200V231L202 230L201 228H198V224L193 225L191 229H193ZM193 230L191 232H193ZM156 231H158V232H156ZM119 234H120V236H119ZM196 234H193L194 235V237L192 236L193 239H197L196 237H198V235H196ZM131 235L133 236V238ZM181 236H183L182 238L184 241L182 240ZM15 237L17 238L16 234H15ZM126 237H128L129 239ZM72 238L77 239L74 241L78 242L76 249L80 248L81 249V250L79 249L80 252L79 251L77 252V250H74L75 249L74 246H75L76 242L74 244H72L74 241L73 242L69 241V239L73 240ZM137 238H138V240H137ZM191 239L189 240L190 245H189V243H186V244H188V246H191V244H192V247H193L198 242L196 240H195V242L194 241L192 242L193 239L192 240ZM179 240H182L183 242L180 241V243H179ZM57 242H59V244H61L60 241H56V242H52L50 245H52L54 243L55 246H60L59 244H57ZM69 242H72L71 243L72 245ZM114 243H116V245ZM181 243L183 246L180 245ZM193 243H195V244L193 245ZM47 245L50 248V245L49 244H47ZM54 245L51 247H54ZM111 246H112V248H113V246H115L116 247V248L114 247L115 250L119 247L118 248V251H120L119 254L117 253L118 251L116 252L114 250L115 251L114 253H116L118 256H116V254L113 253V249L111 248ZM72 247H73V250H71ZM44 248L45 247H43L42 251L43 250L47 251L48 248L47 249H44ZM184 248H187V245ZM52 249H56V247H54ZM52 249H50V250H52ZM187 249L189 250V248H187ZM109 250H112V251H109ZM42 251L41 250L39 251L42 254L38 257L35 256L36 258L34 257V255L35 254L37 255L38 250H36L37 253H35V254L32 252L33 255H31V257L28 256V257H30V260L26 263L27 264H34L35 262H40V264H48V263H52L55 260V258L50 259V256L52 254H50L49 249H48L49 252L45 251V253H43L44 251L43 252ZM111 252H112V255H111ZM38 254H40V253H38ZM110 256L111 257L114 256L115 257L114 260L118 259L117 263H116V261L114 262L113 258H111ZM65 258L66 257L63 258L64 260H62V259L59 260L62 263H60V262H58V263L64 264L68 257L66 259ZM86 262H85V260H80V263L78 262L77 264H86ZM23 263L20 262V264H23ZM26 263H24V264H26ZM58 263H54V264H58ZM173 264H175V262ZM180 264H182V263H180Z\"/></svg>",
	"mask_w": 264,
	"mask_h": 264
},
{
	"label": "water",
	"instance_id": "95a60500",
	"mask_svg": "<svg viewBox=\"0 0 264 264\" xmlns=\"http://www.w3.org/2000/svg\"><path fill=\"white\" fill-rule=\"evenodd\" d=\"M264 90V89H263ZM232 132V131H231ZM229 132L223 139L220 140V142L228 137V135L231 133ZM210 150V149H209Z\"/></svg>",
	"mask_w": 264,
	"mask_h": 264
}]
</instances>
